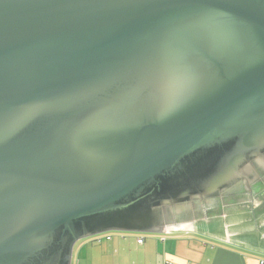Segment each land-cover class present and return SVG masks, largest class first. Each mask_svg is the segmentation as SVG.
I'll list each match as a JSON object with an SVG mask.
<instances>
[{"label":"water","instance_id":"obj_1","mask_svg":"<svg viewBox=\"0 0 264 264\" xmlns=\"http://www.w3.org/2000/svg\"><path fill=\"white\" fill-rule=\"evenodd\" d=\"M262 174L264 0H0V264L180 230Z\"/></svg>","mask_w":264,"mask_h":264},{"label":"crops","instance_id":"obj_2","mask_svg":"<svg viewBox=\"0 0 264 264\" xmlns=\"http://www.w3.org/2000/svg\"><path fill=\"white\" fill-rule=\"evenodd\" d=\"M80 253L77 264H264V205L239 209L211 223L142 237L135 251L124 241ZM117 250L108 251L111 248ZM108 249V250H107Z\"/></svg>","mask_w":264,"mask_h":264},{"label":"flooded vegetation","instance_id":"obj_3","mask_svg":"<svg viewBox=\"0 0 264 264\" xmlns=\"http://www.w3.org/2000/svg\"><path fill=\"white\" fill-rule=\"evenodd\" d=\"M220 205L208 206L200 217L183 218L176 223L181 229L194 227L199 223H211L219 218L226 216L229 212L239 209H255L264 205V174L259 175L257 180L248 189L240 188L234 194L221 199ZM216 212L221 215H214Z\"/></svg>","mask_w":264,"mask_h":264},{"label":"rangeland","instance_id":"obj_4","mask_svg":"<svg viewBox=\"0 0 264 264\" xmlns=\"http://www.w3.org/2000/svg\"><path fill=\"white\" fill-rule=\"evenodd\" d=\"M149 235H160V233H144V232H124V231H107V232H102L98 233L95 235H91L85 238H81L77 240L73 246V251H72V257H71V264H77L78 262V255L81 253H89L93 254L96 251L102 250L104 246L110 247L111 245L113 246V243L111 244V241L108 242L105 238L106 237H115L113 238L114 242L116 241H124L118 237H126L125 242L128 241V246L127 248L132 249V251H135L136 248H138L135 244V240L137 237H148ZM117 250V248H111L107 249L108 251H113ZM83 264V261L82 263Z\"/></svg>","mask_w":264,"mask_h":264},{"label":"built area","instance_id":"obj_5","mask_svg":"<svg viewBox=\"0 0 264 264\" xmlns=\"http://www.w3.org/2000/svg\"><path fill=\"white\" fill-rule=\"evenodd\" d=\"M143 241L142 238H138V242L141 243Z\"/></svg>","mask_w":264,"mask_h":264}]
</instances>
